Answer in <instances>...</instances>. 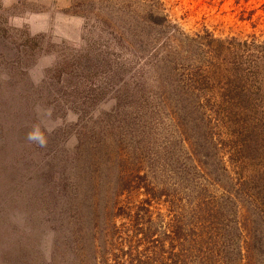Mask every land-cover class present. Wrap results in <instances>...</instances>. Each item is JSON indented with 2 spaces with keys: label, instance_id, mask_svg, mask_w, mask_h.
<instances>
[{
  "label": "rangeland",
  "instance_id": "obj_1",
  "mask_svg": "<svg viewBox=\"0 0 264 264\" xmlns=\"http://www.w3.org/2000/svg\"><path fill=\"white\" fill-rule=\"evenodd\" d=\"M163 3L171 26L143 43L149 0H0V264H77L73 242L97 220L96 194L109 188L113 197L123 164L128 175L138 158L150 172L160 165L140 127L181 145L168 130L177 123L204 152L215 138L226 148L230 128L217 123L225 111L215 112L212 83L187 108L167 62L181 49L178 62L212 73L244 65V41L264 34V0ZM172 33L180 45L168 44ZM151 52L160 67L146 60ZM120 151L131 155L120 160Z\"/></svg>",
  "mask_w": 264,
  "mask_h": 264
},
{
  "label": "trees",
  "instance_id": "obj_2",
  "mask_svg": "<svg viewBox=\"0 0 264 264\" xmlns=\"http://www.w3.org/2000/svg\"><path fill=\"white\" fill-rule=\"evenodd\" d=\"M83 5L73 4L77 9ZM149 5V15L141 19L146 28L137 31L143 43L149 37L159 39L153 28L171 26L163 0H149ZM174 33L166 40L180 45ZM243 44L245 64L237 63L227 74L215 65L212 73L211 67L178 62L183 51L175 49V59L167 63L173 64L168 72L176 81L177 96L187 108L190 103L197 107L192 97L212 83L209 90L218 99L215 112L225 111L217 123L225 120L230 128L226 148H219L215 138L204 152L202 144L197 147L190 138L184 139L177 123L169 124L168 130L181 138V145L169 142L157 126L151 132L140 127L154 150L150 158L161 166L154 172L149 166L144 170L138 158L134 167L140 164L128 168V175L123 164L113 197L109 188L102 197L96 194L90 207L97 220L84 225L86 230L73 242L77 264H264V34H252ZM153 53L146 60L160 67L164 60ZM146 108L150 109L147 104ZM128 155L120 151L118 159ZM137 192L138 198H145L139 200ZM155 193L166 197L165 210H154L161 201ZM74 207L76 217L79 209Z\"/></svg>",
  "mask_w": 264,
  "mask_h": 264
},
{
  "label": "clouds",
  "instance_id": "obj_3",
  "mask_svg": "<svg viewBox=\"0 0 264 264\" xmlns=\"http://www.w3.org/2000/svg\"><path fill=\"white\" fill-rule=\"evenodd\" d=\"M33 139H38L39 137H32ZM41 143H43V140L41 139Z\"/></svg>",
  "mask_w": 264,
  "mask_h": 264
}]
</instances>
